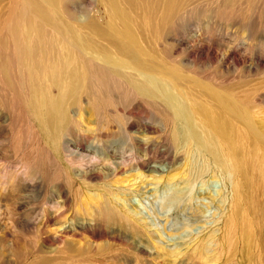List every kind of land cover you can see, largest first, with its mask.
Listing matches in <instances>:
<instances>
[{
	"label": "rangeland",
	"instance_id": "obj_1",
	"mask_svg": "<svg viewBox=\"0 0 264 264\" xmlns=\"http://www.w3.org/2000/svg\"><path fill=\"white\" fill-rule=\"evenodd\" d=\"M168 1L0 0V264H264V0ZM117 63L182 98L231 170L172 146L166 99ZM193 163L211 172L181 182ZM174 188L190 206H166Z\"/></svg>",
	"mask_w": 264,
	"mask_h": 264
},
{
	"label": "bare ground",
	"instance_id": "obj_2",
	"mask_svg": "<svg viewBox=\"0 0 264 264\" xmlns=\"http://www.w3.org/2000/svg\"><path fill=\"white\" fill-rule=\"evenodd\" d=\"M41 1L44 5L51 6V7H54L58 3V0H41ZM177 3L178 2H175V0H169L167 7L168 8L171 7L172 12L165 11L164 16H167L166 13L167 14H171V13L174 14L175 9L177 10V8H178ZM31 11L33 12L32 9H31ZM88 22H90V20H87V21L84 20L81 23L87 24ZM80 33H81V31H80ZM117 38H118V41H122V34L118 33ZM63 39H64L63 40L64 42L67 41V39H65V38H63ZM91 39L85 40L86 45L82 48H78L80 50V51L79 50L78 51L81 53H84L86 55H91L94 58H97L96 55L91 54V52L95 51L93 48L96 45L94 40L91 41ZM76 48H74V49H76ZM37 51H40V50L38 49ZM115 52L118 55L120 53L121 57H126L128 55L127 52H125L122 49H118L117 47L115 49ZM55 53H56V51H55ZM60 54H61V52H60ZM61 55H63V54H61ZM98 58L101 62L104 61L102 58H100V57H98ZM59 62H61V61H59ZM41 66L42 67H39V68L43 72L42 73L43 75L52 79V81L55 83L59 82V77L61 76V71H60L61 68L56 69L54 67L55 69H53V67H52V71H50L49 70V64L47 61L45 63H43ZM59 66H61V65H59ZM50 68H51V66H50ZM111 68L112 69H110L108 72H110V74L113 77H115L117 79H121V80L125 81L126 83H128L129 86L134 88L135 92H137L138 95L143 96V97H147L148 95L154 94L158 100H161V99L163 100L164 98L166 99L165 109L169 113L172 114L171 118H172L173 123L175 125V129L176 128L178 129V136L175 137L174 140H172L173 144H174L172 146L190 148V150H189L190 152L195 151V153H197L195 155L196 157L200 158V156L203 155L204 157H206L208 160L212 161L216 165L218 164V166L222 167L223 170L227 171L228 168L231 170V166L226 164V160L221 156V154L217 151V149H215L213 147V144L211 143V134L208 131L203 130V129H207L208 127H206L204 125L202 126V124H196L193 120L190 119V115H189V112L191 110L190 106L186 102H184V100L182 98L177 97V95H175L176 97L170 96L169 95L170 88L168 85L166 86V84H164V82H162V80H160V79H155L154 76H151L147 73L141 72L139 70V68H134V67L130 68V66H128L126 64H122V63L113 64V65H111ZM65 72L68 73V75H67L68 80L66 81V83H64L63 88L66 87V91H69L71 89V87L75 86V84L77 83V81L80 77L79 76H78L79 78L77 77V75H79V74H77L75 69H72V70L68 69L67 71L65 70L64 73ZM55 99H57V97H53L49 93H43L39 96V103H41V102L42 103H49L52 106V109H50L46 112H40L39 111L45 117V119L51 118L54 116V118L51 120H45V122H47L48 124L56 119L55 111L53 112V107H57V108L61 109V107L56 104ZM217 135L220 136V134H218V133H217ZM198 163H200L199 160H198ZM198 165L199 164L193 163L192 169L194 170ZM211 169H212V167L210 165L207 166L206 164H202V165H200L198 170H194L195 171L194 176L193 175L191 177L184 176L181 179V182H191V181H193V178H195V176L201 177L204 174V172H205V174H209L211 172ZM240 171L241 170H238L235 173L240 174ZM227 178L232 183L233 192L235 194H237L238 192H241L242 189L239 191L240 187H239V184L236 183L234 172H230L228 174ZM244 184H246V183H244ZM168 185L171 187L170 184H168ZM191 187H192V185H188V186H186V188L184 190L188 191ZM169 189H171V188H169ZM184 190L176 191L174 188L172 190V194L169 195L166 206H174V205H178V204L190 206L194 197H192V196L188 197V195H186V192L184 193ZM257 193H258V191H257ZM252 194H253V191H252ZM234 200H235V198H234ZM204 246H206V245H204Z\"/></svg>",
	"mask_w": 264,
	"mask_h": 264
}]
</instances>
